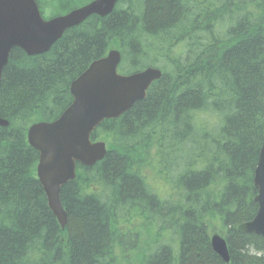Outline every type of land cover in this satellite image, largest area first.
I'll use <instances>...</instances> for the list:
<instances>
[{
    "label": "trees",
    "instance_id": "trees-1",
    "mask_svg": "<svg viewBox=\"0 0 264 264\" xmlns=\"http://www.w3.org/2000/svg\"><path fill=\"white\" fill-rule=\"evenodd\" d=\"M88 1L37 4L55 16ZM111 49L120 53L119 72L158 64L162 75L143 100L91 134L107 152L92 167L77 165L61 188V229L36 176L27 130L55 120L72 102L71 82ZM0 118L8 123L0 127V264H117V247L138 236L114 227L130 208H143L147 222L175 236L135 263L264 264L262 239L236 229L257 212L264 0H120L108 16L66 30L46 53L13 49L1 75ZM145 167L169 182L166 195L146 184ZM213 228L228 263L211 249Z\"/></svg>",
    "mask_w": 264,
    "mask_h": 264
},
{
    "label": "water",
    "instance_id": "water-1",
    "mask_svg": "<svg viewBox=\"0 0 264 264\" xmlns=\"http://www.w3.org/2000/svg\"><path fill=\"white\" fill-rule=\"evenodd\" d=\"M118 0H92L65 15L44 20L35 0H0V80L10 52L17 48L27 56L46 53L63 33L92 15H109ZM120 54L110 50L92 61L70 84L71 104L51 122L32 124L27 130L29 145L38 153L36 175L47 205L61 227L66 224L60 202L61 188L74 179L76 164L91 167L106 154L104 142H92L91 133L104 120L116 119L145 98L161 72L146 68L119 74ZM7 122L0 118V127ZM257 212L249 222L237 226L239 232L255 234L264 246V135L253 171ZM210 246L225 263L229 261L225 241L213 234Z\"/></svg>",
    "mask_w": 264,
    "mask_h": 264
},
{
    "label": "rangeland",
    "instance_id": "rangeland-1",
    "mask_svg": "<svg viewBox=\"0 0 264 264\" xmlns=\"http://www.w3.org/2000/svg\"><path fill=\"white\" fill-rule=\"evenodd\" d=\"M49 10L50 8H43V15L46 16V18L51 17L50 16L51 11ZM149 66H152V65H149ZM154 66L158 67L160 65L155 64ZM144 172L146 173L148 177L146 179V184L148 183L151 184L150 187L153 191L160 194L161 197L166 195V193L169 192L168 190L169 182L166 183L162 181L161 179L156 178L153 171L146 167L144 168ZM130 209H126V211L120 212L118 214L117 218L115 219L114 227L117 226V229L119 231H125L126 233H127L126 229H129V233L136 232L135 234L140 236L139 239L141 238V241L137 238L138 236L137 237L134 236L127 242L126 241L123 242L122 247L124 246V244H126L127 246H130L129 248H132L126 252L125 250L122 249L121 245L117 247L116 251H118V253H117L116 260L119 261L117 264H121L123 263V261H125L123 264H128L126 263L127 260H132L131 263H135L136 260L137 261L140 260L138 258L139 256L137 255L141 254L145 249L151 250V249L159 247L162 244H164V246H169L170 243L174 244L175 236L169 230L168 227L161 226V228H157V224H159L158 222L157 224H154V225H152V223L147 222L145 218L146 217L149 218V215L146 213V211L143 208L140 209L141 211L130 210ZM125 220H128L130 224L125 225L123 223ZM215 230L216 229L213 228V231ZM136 240L137 242H135ZM133 241L135 244H133ZM147 253L148 252H145V254ZM124 254L127 255L126 260H124ZM135 264H138V262Z\"/></svg>",
    "mask_w": 264,
    "mask_h": 264
},
{
    "label": "bare ground",
    "instance_id": "bare-ground-1",
    "mask_svg": "<svg viewBox=\"0 0 264 264\" xmlns=\"http://www.w3.org/2000/svg\"><path fill=\"white\" fill-rule=\"evenodd\" d=\"M101 18H103V17H101ZM145 68H150V69L157 70V71H160V72H161V70L158 69V68H156V67L147 66V67H145ZM161 75H162V72H161ZM160 78H161V76H160ZM160 78H159V79H160ZM159 79H157V80H155V81H158ZM155 81H154V82H155ZM148 89H149V88H148ZM148 89H147V90H148ZM146 92H147V91H146ZM145 97H146V93H145ZM142 100H143V99H142ZM58 117H59V116H58ZM58 117H57V118H58ZM57 118H56V119H57ZM56 119H55V120H56ZM2 120H4V119H2ZM4 121H5V120H4ZM53 121H54V120H53ZM6 122H7V121H6ZM7 124H8V123H7ZM6 126H7V125H6ZM6 126H4V127H6ZM98 142H100V141H98ZM35 171H36V169H35ZM44 195H45V194H44ZM65 215H66V213H65ZM54 217H55V216H54ZM55 218H56V217H55ZM56 220H57V218H56ZM57 222H58V220H57ZM58 224H59V226H60L61 229H64V228L61 227V225H60L59 222H58ZM64 227H65V226H64ZM211 249H212V248H211ZM212 251H213V250H212ZM213 252H214V251H213Z\"/></svg>",
    "mask_w": 264,
    "mask_h": 264
}]
</instances>
